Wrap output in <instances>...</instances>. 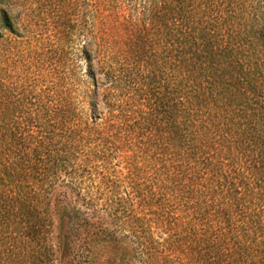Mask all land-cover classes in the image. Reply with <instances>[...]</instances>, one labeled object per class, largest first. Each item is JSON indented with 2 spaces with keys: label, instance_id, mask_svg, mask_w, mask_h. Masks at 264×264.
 Instances as JSON below:
<instances>
[{
  "label": "trees",
  "instance_id": "1",
  "mask_svg": "<svg viewBox=\"0 0 264 264\" xmlns=\"http://www.w3.org/2000/svg\"><path fill=\"white\" fill-rule=\"evenodd\" d=\"M0 264H264V0H0Z\"/></svg>",
  "mask_w": 264,
  "mask_h": 264
},
{
  "label": "rangeland",
  "instance_id": "2",
  "mask_svg": "<svg viewBox=\"0 0 264 264\" xmlns=\"http://www.w3.org/2000/svg\"><path fill=\"white\" fill-rule=\"evenodd\" d=\"M85 106H87V104H85ZM56 220H57V219H56ZM56 220H54V223H55V224L57 223Z\"/></svg>",
  "mask_w": 264,
  "mask_h": 264
}]
</instances>
